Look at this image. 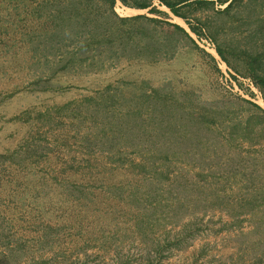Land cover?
<instances>
[{
    "label": "trees",
    "instance_id": "1",
    "mask_svg": "<svg viewBox=\"0 0 264 264\" xmlns=\"http://www.w3.org/2000/svg\"><path fill=\"white\" fill-rule=\"evenodd\" d=\"M1 1L14 10L0 13V31L7 41H1V44L10 47V44L21 42V52L15 51L19 56L14 57L18 69L27 71L37 66L38 69H47L49 77L57 73L78 74L83 70L101 69V61L109 58L112 61L124 58L127 63L134 61L149 66L154 64L161 69L175 57L178 44L186 49L199 50L215 64V57L200 47L192 36L207 35L231 77L236 81V75L250 79L264 102V48L256 42L245 45L232 39L223 42L217 36L226 19L231 25L242 20L241 13L249 14L255 9L256 0ZM154 1L181 18L188 30L166 19L167 12L158 9ZM116 2L135 9H147L158 16H120L114 10ZM216 4L224 6L218 8ZM261 8L264 10V3ZM205 10L222 16L221 24H214L207 16L202 18L192 14ZM262 17L255 22L259 21L258 25L264 27ZM10 30H19V34H10ZM27 30L39 32L29 34ZM26 36L27 44L22 45ZM0 37L3 39L1 32ZM215 70L218 72L217 67ZM148 81L133 78L93 90V93L97 92L96 97L91 106L84 102L85 111L93 119L97 115L103 118L93 134L101 140L97 149L90 153H106L105 158L113 154L115 158L109 157V164L131 162L129 168H136L134 173L147 176L158 173L163 175L166 183L157 178V184H150L149 190L145 191L139 187L143 179L147 180V176H143L141 182L126 183V186L116 183L117 189L105 185L103 188L108 196L100 193L95 204L94 197H91L95 190L102 191L103 182L95 186L96 182L89 176L84 184L69 182L61 193L57 190L50 193L52 196L46 200L47 205L57 210L67 209L70 224L77 230H84L89 237L103 231L110 235H121V231L128 235H136L135 232L147 234L151 232L150 226L197 211L203 213L209 204L218 205L220 202L225 206L220 204L218 207L226 209L251 207L259 201L262 210H255L261 213L257 225L262 221L264 224V108L251 100L230 98L224 94L210 100L201 98L203 90L188 77L178 80L160 78L156 85ZM85 99L90 101L91 96ZM118 99L120 101L116 104ZM123 146L136 155L138 162L133 163L128 158L121 160ZM10 156L0 152L2 158ZM178 160L189 164L194 172L180 166H174L170 172L171 168L166 164ZM115 168L108 167L114 172ZM37 180L25 181L26 193L36 192ZM139 211L141 214L136 218L133 213ZM119 219L125 226L112 227L111 222ZM263 224L253 233L264 247V236L261 238L257 231L264 235ZM83 240L88 241L87 238Z\"/></svg>",
    "mask_w": 264,
    "mask_h": 264
},
{
    "label": "rangeland",
    "instance_id": "2",
    "mask_svg": "<svg viewBox=\"0 0 264 264\" xmlns=\"http://www.w3.org/2000/svg\"><path fill=\"white\" fill-rule=\"evenodd\" d=\"M29 1L23 0L25 3ZM263 3L264 0H256L257 7L249 14L241 13L242 20L234 25L226 19L222 24L223 30L217 33L218 39L223 42L232 39L239 45L256 42L264 48V27L258 25L259 21L255 22L262 16L264 18ZM153 4L167 12L166 19L188 30L185 22L165 6L158 5L157 1ZM240 7L243 9L242 5ZM114 10L120 16H158L147 9L127 7L120 2H116ZM3 11L14 10L0 0V13ZM192 14L202 18L207 16L214 24H221L222 16L211 10ZM0 32L3 37H0V152L11 154L8 159L0 157V264H264V247L253 233L263 224L262 221L257 225L261 213L255 210H262L259 201L251 207L226 209L218 207L225 206L224 203H212L205 207L203 213L197 211L182 215L177 220L150 226L151 232L147 234L135 232L136 235H128L121 231V235H110L103 231L90 237L85 235L84 230H77L70 224L67 209L51 208L46 201L53 191L61 193L69 182L84 184L90 176L96 182L95 186L103 182L102 191L95 190L98 195L94 193L91 197L97 204L99 199L96 198L100 193L108 196L103 188L105 185L117 189L116 183L126 186V183L141 182L143 176H147L134 173L136 168H129L131 162L109 164V157L115 158L113 154L105 158L106 153H90L97 149L101 140L93 134L103 118L97 115L93 119L85 111L84 102L90 106L94 102L97 92L93 93V90L133 78H144L149 80V84L156 85L160 78L178 80L188 77L203 90L201 98L210 100L224 94L230 98L251 100L264 108L261 93L250 79L236 75L237 81L234 80L214 50H208L199 40L200 44L196 41L197 44L215 57L218 72L214 62L199 50L186 49L178 44L175 57L161 69L154 64L142 65L134 61L132 64L124 58L119 61L109 58L103 59L101 69L95 71L85 72L82 69L78 74L57 73L49 77L47 69H38L37 66L27 71L18 69L14 57L21 52V42L10 44V47L3 45L1 41H7L3 31ZM8 32L19 34V30ZM26 32L38 34L39 30ZM192 36L197 39L194 34ZM26 38H23L22 45L27 44ZM9 50L14 51L9 53ZM15 51L18 53L15 54ZM88 96L92 101L85 99ZM119 101L115 100V103ZM69 103L68 107L72 109L65 108ZM107 109L110 111L109 107ZM122 148L121 160L128 158L133 163L138 162L128 147ZM111 165L116 167L115 172L108 169ZM166 166L171 168L170 172H173L174 166L194 172L189 164L179 160ZM162 177L151 173L139 187L149 190L150 184H157V178L165 184L166 180ZM37 178L36 192L26 193L25 181ZM133 214L138 218L141 213ZM97 215L103 218L101 213ZM111 223L112 227L125 226L121 219ZM257 231L263 238L262 232ZM86 238L88 241L85 243L83 239Z\"/></svg>",
    "mask_w": 264,
    "mask_h": 264
},
{
    "label": "built area",
    "instance_id": "3",
    "mask_svg": "<svg viewBox=\"0 0 264 264\" xmlns=\"http://www.w3.org/2000/svg\"><path fill=\"white\" fill-rule=\"evenodd\" d=\"M198 40L201 41L203 44H205L206 45V48L208 50H211V51H212V49L215 50L214 49V43L211 41L210 38H208V37L205 36V37H200V38H197L196 39V41H198ZM199 41H198V43H199Z\"/></svg>",
    "mask_w": 264,
    "mask_h": 264
}]
</instances>
